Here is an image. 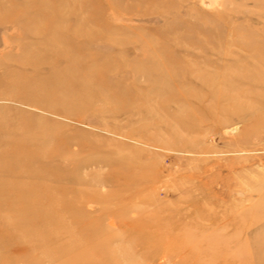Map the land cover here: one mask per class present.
<instances>
[{
	"label": "rangeland",
	"instance_id": "rangeland-1",
	"mask_svg": "<svg viewBox=\"0 0 264 264\" xmlns=\"http://www.w3.org/2000/svg\"><path fill=\"white\" fill-rule=\"evenodd\" d=\"M0 264H264V0H0Z\"/></svg>",
	"mask_w": 264,
	"mask_h": 264
}]
</instances>
